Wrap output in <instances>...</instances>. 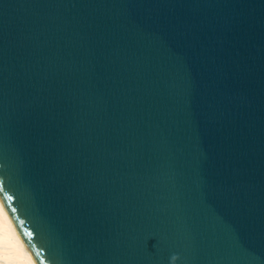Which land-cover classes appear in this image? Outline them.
Segmentation results:
<instances>
[{
	"label": "water",
	"instance_id": "95a60500",
	"mask_svg": "<svg viewBox=\"0 0 264 264\" xmlns=\"http://www.w3.org/2000/svg\"><path fill=\"white\" fill-rule=\"evenodd\" d=\"M0 197L38 264H264V0H0Z\"/></svg>",
	"mask_w": 264,
	"mask_h": 264
},
{
	"label": "bare ground",
	"instance_id": "6f19581e",
	"mask_svg": "<svg viewBox=\"0 0 264 264\" xmlns=\"http://www.w3.org/2000/svg\"><path fill=\"white\" fill-rule=\"evenodd\" d=\"M0 264H38L0 197Z\"/></svg>",
	"mask_w": 264,
	"mask_h": 264
}]
</instances>
